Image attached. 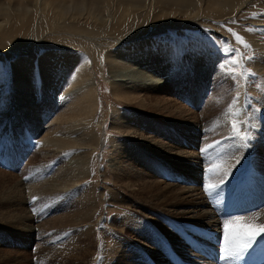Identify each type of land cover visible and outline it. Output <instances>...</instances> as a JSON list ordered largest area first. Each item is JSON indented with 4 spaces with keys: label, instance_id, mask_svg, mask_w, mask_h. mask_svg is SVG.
I'll return each mask as SVG.
<instances>
[{
    "label": "rangeland",
    "instance_id": "obj_1",
    "mask_svg": "<svg viewBox=\"0 0 264 264\" xmlns=\"http://www.w3.org/2000/svg\"><path fill=\"white\" fill-rule=\"evenodd\" d=\"M192 1L94 6L75 37L59 30L69 14L53 20L56 0L11 3L23 19L0 34V264H215L199 251L221 259L226 220L264 225V0ZM229 46L243 57L234 69ZM141 50L157 52L145 75L164 82L122 81ZM161 63L166 73L153 72ZM129 88L131 102L115 96ZM78 93L94 109L79 120ZM234 98L246 141L222 115ZM237 180L238 210L218 211ZM209 184H219L211 196Z\"/></svg>",
    "mask_w": 264,
    "mask_h": 264
},
{
    "label": "bare ground",
    "instance_id": "obj_2",
    "mask_svg": "<svg viewBox=\"0 0 264 264\" xmlns=\"http://www.w3.org/2000/svg\"><path fill=\"white\" fill-rule=\"evenodd\" d=\"M37 1H38L37 7H43L44 9L46 7H48L47 4L49 3V0H37ZM37 1L32 3L31 0H2L0 2V34L3 38L5 37L6 39H8V37H9V35L5 29V25H7L9 23V19H12V18L16 19V20L23 19V18H20L22 15H16V12H19V10H13L12 9L13 13L9 14L10 9L14 7L11 5V3H15V4L26 3L27 5H29V3H31L32 7H35V4L37 3ZM128 1H133V0H128ZM175 1L193 2L192 0H175ZM217 1H218V4H216V6L221 7V6L227 5L228 9L238 10V9L244 8L246 6L247 2L250 0H217ZM56 2H58L59 4H62L63 8L60 5L57 9H55L56 15H59V16H56L53 20L58 19L59 17H64L66 14H69V17L67 20L62 18V26L59 28V30L63 31L64 33H66L70 37L74 36L73 32H75V31L78 33L84 34V32H81V31L76 29V27H77L76 25H79V28H80V26L82 24H85L83 21H81V19L85 16V14H86L85 12H87V10H92V8L94 6H96V10L98 8H104V10H103V12H104L107 10L106 6L108 5V2L115 4V5L118 4V0H56ZM213 2H215V0L211 1L212 5H213ZM65 4L67 7L65 6ZM146 6H148V4L145 2L143 7H146ZM72 8L74 10H72ZM63 9L66 11L64 12ZM140 9H142V7L139 4L138 6H136L134 8V11L140 10ZM27 11L29 12V10L25 8L24 13ZM171 12H172L171 13L172 18H174V15L177 13V10L175 8H173L171 10ZM193 14H199V11L195 10V11H189V12L184 13L186 19H190V16H192ZM92 15H95V17H97L98 20L100 19V17H98L96 14H93L92 12L87 13V16L89 18ZM178 15H182V14H178ZM107 17H109V16H107ZM193 19H195V18H193ZM46 30H54V27L51 26L50 28H47ZM38 33H39V31L36 32V34H38ZM81 36H82V34H81ZM84 37H85V39H90L86 35H84ZM79 40H81V39H79ZM121 41H123V40H121ZM155 53H157V52L154 51V52L148 53V52H144L141 50V52L139 53V55L137 57H134L129 62H125L124 66H126L127 69L130 68V72H126V74L121 77L122 79H124L122 81L123 82H125V81L134 82L141 87L151 86L153 84H158V83L160 84L161 82H164V78L160 79L161 77H159V76L150 77V76L145 75L146 73H148L147 72L148 67L153 66L152 61H148L147 63H146V61L150 58V56L152 54H155ZM135 70H138V71H135ZM141 70H143L144 72H142ZM157 71H158L157 74H165L166 73L165 63H161L160 66L153 69V72L156 73ZM45 83L50 88H51V86H53L49 77L46 79ZM117 91H119V90H115L114 93L118 99L124 100L126 102H131L132 99L134 98L135 93L132 91L131 88L127 89L126 91H124L122 89L119 92H117ZM80 95H82V93L77 94V97H79V98L77 100H75L76 107L72 110L74 112L71 113V119H78L79 120L80 118L84 117V115L85 116L92 115V113L94 111L93 103H92V96L93 95H91L90 93L84 94L81 97H80ZM73 104H74V102H73ZM69 105L71 106L72 104H69ZM69 105H67V106H69ZM71 109H72V106H71ZM65 119H68V117H65ZM125 126H121V127H125ZM134 127L135 126L133 124H129V126H127L129 132L132 131L134 129ZM194 129H196L195 126H194ZM202 217H203V219L210 218L206 209H204V211H202Z\"/></svg>",
    "mask_w": 264,
    "mask_h": 264
},
{
    "label": "snow or ice",
    "instance_id": "obj_3",
    "mask_svg": "<svg viewBox=\"0 0 264 264\" xmlns=\"http://www.w3.org/2000/svg\"><path fill=\"white\" fill-rule=\"evenodd\" d=\"M233 36L235 40L242 44L245 48H250L239 34L233 32ZM227 52L233 53L236 55L235 60H229L227 65H230L231 68H236L240 62L242 61L243 57L239 54L238 49H234L229 46L226 49ZM226 65V66H227ZM247 72L246 69H243L241 66V72L239 74L230 71L228 74L234 76H242ZM225 117H232V131H233V138L239 139L241 141L248 140V134L246 130H242V123L239 120L240 110L237 108V99L234 98L232 103L225 109V112L222 114ZM219 142H216L213 145H209L206 148L201 149L203 154H207L211 149L216 147ZM247 147L248 145L245 143L243 145ZM219 158V157H217ZM209 163L211 164L212 161L210 160ZM218 167V165H217ZM212 169H208L211 171ZM226 175V173H225ZM27 179V178H26ZM220 183H223V178L220 179ZM219 188V184H209L205 186V192L211 196L216 189ZM36 198L34 197L33 200ZM247 228L258 229L257 231H252L250 234L245 231ZM264 231V225H255L251 223H245L240 218L236 220H226L224 226V240H223V247L221 249V259L226 262V264H236L237 261L241 260L243 254L252 247L253 243H261L264 242V237L260 240H257V236L260 235V232Z\"/></svg>",
    "mask_w": 264,
    "mask_h": 264
}]
</instances>
